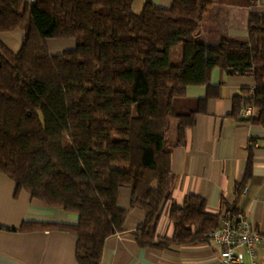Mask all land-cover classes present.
I'll list each match as a JSON object with an SVG mask.
<instances>
[{
  "label": "trees",
  "instance_id": "trees-1",
  "mask_svg": "<svg viewBox=\"0 0 264 264\" xmlns=\"http://www.w3.org/2000/svg\"><path fill=\"white\" fill-rule=\"evenodd\" d=\"M132 2L0 0V35H24L16 53L0 42V173L14 182V196L24 191L77 216L75 225L24 222L0 230L69 232L77 238L78 264H101L105 241L122 232L127 211L117 204L120 188L130 189L131 208L145 214L134 232L140 248L192 245L218 227L206 202L190 195L169 206L172 237L156 234L169 201L170 122L178 121L181 144L205 100L187 116H177L173 103L188 87H208L214 68L253 76L250 122L264 131V14L250 13L248 42L204 45L197 41L200 24L219 0H173L166 9L146 2L138 13ZM49 38L76 46L52 56ZM176 46L182 63L172 66ZM240 102L234 98L233 115ZM251 162L250 156L237 194Z\"/></svg>",
  "mask_w": 264,
  "mask_h": 264
},
{
  "label": "crops",
  "instance_id": "crops-1",
  "mask_svg": "<svg viewBox=\"0 0 264 264\" xmlns=\"http://www.w3.org/2000/svg\"><path fill=\"white\" fill-rule=\"evenodd\" d=\"M26 1V0H25ZM173 0H133L132 10L140 12L146 2L159 8H169ZM264 14V0H219L209 8L200 24L197 41L215 45L222 40L248 42L250 13ZM24 35L14 31L0 35V42L16 53ZM76 46L71 39H47L48 52L60 55ZM170 50V61H171ZM174 65L182 63V50ZM255 87L251 74L228 75L219 68L210 73L208 87H188L183 98L175 100L177 116L197 112L205 100L203 112L196 113L194 123L183 133V142L177 144V120L170 122L171 137H167L171 182L169 201L160 218L156 234L170 239L174 228L168 219L172 203L181 204L190 196L206 202V213L222 215L228 207H236L248 219L252 228L264 236V131L249 125L238 117L242 100ZM241 98L239 109L233 115V100ZM169 136V134H168ZM251 156V175L243 190L237 194ZM15 184L0 173V226L18 229L24 222L75 225L77 216L62 210L50 209L20 191L16 196ZM118 207L127 211L122 232L109 237L104 244L101 264H215L219 249L209 243L208 236L199 243L171 246L157 250L140 248L134 232L145 219L138 208H131V191L120 188ZM77 238L63 230H35L11 232L0 230V264H78ZM255 260L264 264V246L256 247ZM245 261L250 262L247 254Z\"/></svg>",
  "mask_w": 264,
  "mask_h": 264
},
{
  "label": "built area",
  "instance_id": "built-area-1",
  "mask_svg": "<svg viewBox=\"0 0 264 264\" xmlns=\"http://www.w3.org/2000/svg\"><path fill=\"white\" fill-rule=\"evenodd\" d=\"M26 1L33 3L34 0ZM258 3L259 0H253V4ZM253 93L254 89L242 100L238 112L239 119L249 125L256 116V109L249 102ZM208 240L219 249L215 264H257L256 247L264 246V236L252 228L248 219L237 208L226 210L220 215L219 225L208 235ZM245 254L250 259L249 263L245 261Z\"/></svg>",
  "mask_w": 264,
  "mask_h": 264
},
{
  "label": "rangeland",
  "instance_id": "rangeland-1",
  "mask_svg": "<svg viewBox=\"0 0 264 264\" xmlns=\"http://www.w3.org/2000/svg\"><path fill=\"white\" fill-rule=\"evenodd\" d=\"M181 50H182V48H181L180 46H176V47H173V48L171 49V53H172V54H171V61H170V64H171V65L176 64V63H175L176 56L178 55V53L181 52ZM171 129H172V128H170L168 138L171 137V136H170V135H171V132H172Z\"/></svg>",
  "mask_w": 264,
  "mask_h": 264
}]
</instances>
